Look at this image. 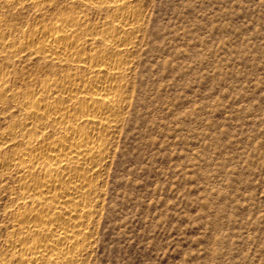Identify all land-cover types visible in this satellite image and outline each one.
<instances>
[{
  "label": "rangeland",
  "instance_id": "374dc122",
  "mask_svg": "<svg viewBox=\"0 0 264 264\" xmlns=\"http://www.w3.org/2000/svg\"><path fill=\"white\" fill-rule=\"evenodd\" d=\"M148 5L88 264H264V0Z\"/></svg>",
  "mask_w": 264,
  "mask_h": 264
},
{
  "label": "bare ground",
  "instance_id": "6f19581e",
  "mask_svg": "<svg viewBox=\"0 0 264 264\" xmlns=\"http://www.w3.org/2000/svg\"><path fill=\"white\" fill-rule=\"evenodd\" d=\"M149 2L0 0V264L91 260Z\"/></svg>",
  "mask_w": 264,
  "mask_h": 264
}]
</instances>
